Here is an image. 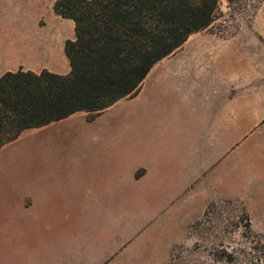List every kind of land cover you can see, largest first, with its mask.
Masks as SVG:
<instances>
[{
    "label": "crops",
    "instance_id": "obj_1",
    "mask_svg": "<svg viewBox=\"0 0 264 264\" xmlns=\"http://www.w3.org/2000/svg\"><path fill=\"white\" fill-rule=\"evenodd\" d=\"M206 32L158 62L134 97L93 119L77 112L26 130L0 148V264H164L168 254L159 247L172 250L175 223L184 229L191 213L197 220L213 202L246 200L232 190L207 192V183L222 185L223 160L239 134L264 128V77L255 73L253 46L239 39L243 31L229 38ZM20 68L45 69L34 62ZM78 115L86 126L68 157L32 160L24 148L17 157L31 131ZM238 167L231 159L230 188Z\"/></svg>",
    "mask_w": 264,
    "mask_h": 264
},
{
    "label": "trees",
    "instance_id": "obj_2",
    "mask_svg": "<svg viewBox=\"0 0 264 264\" xmlns=\"http://www.w3.org/2000/svg\"><path fill=\"white\" fill-rule=\"evenodd\" d=\"M220 1L56 0L55 14L74 24L64 48L70 72L20 68L0 76V148L26 130L77 112L93 119L134 97L158 62L211 26Z\"/></svg>",
    "mask_w": 264,
    "mask_h": 264
},
{
    "label": "rangeland",
    "instance_id": "obj_3",
    "mask_svg": "<svg viewBox=\"0 0 264 264\" xmlns=\"http://www.w3.org/2000/svg\"><path fill=\"white\" fill-rule=\"evenodd\" d=\"M55 1L0 0V76L17 71L21 63L33 62L56 74L70 72L64 48L67 40L75 38L74 24L55 14ZM206 31L222 38L243 31L239 39H247L248 45L253 46L255 73L264 77V0H221L219 14ZM126 107H117L104 120H112ZM82 126H86V120L78 115L48 130L31 131L17 147V157L23 148L29 159H44L50 154L68 157L70 145L79 140ZM238 137V148L223 160L222 185L207 183V192L224 195L232 190L246 200L213 202L199 219L191 213L189 226L184 229L181 223H175L168 233L174 241L172 250L159 247V254H168L164 264H264L257 261L264 253V181L253 187L248 185L251 179H264V128ZM44 142L56 147L45 152L32 151L33 145ZM233 158L239 163L238 181L230 188L225 180H229ZM0 205H4V199Z\"/></svg>",
    "mask_w": 264,
    "mask_h": 264
}]
</instances>
